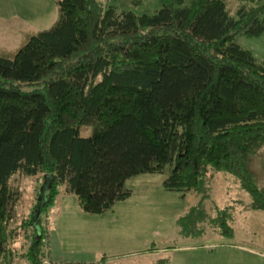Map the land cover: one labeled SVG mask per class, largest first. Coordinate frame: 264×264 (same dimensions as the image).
<instances>
[{"label":"trees","instance_id":"1","mask_svg":"<svg viewBox=\"0 0 264 264\" xmlns=\"http://www.w3.org/2000/svg\"><path fill=\"white\" fill-rule=\"evenodd\" d=\"M249 1L230 16L223 0H159L138 14L57 0L50 26L0 54V264H53L32 224L36 198L13 221L14 175L52 174L41 209L62 188L101 212L129 194V176L165 174L161 186L183 194L204 187L208 168L224 169L264 210L248 167L264 145V60L233 39L264 29V0Z\"/></svg>","mask_w":264,"mask_h":264},{"label":"rangeland","instance_id":"2","mask_svg":"<svg viewBox=\"0 0 264 264\" xmlns=\"http://www.w3.org/2000/svg\"><path fill=\"white\" fill-rule=\"evenodd\" d=\"M57 0H0V54L13 51L35 31L46 28L57 17ZM117 10L152 13L159 0H100ZM225 10L235 16L236 7L252 4L249 0H223ZM264 21V15H263ZM234 41L257 60H264V29L258 35L235 34ZM90 126L81 125L86 135ZM253 180L264 192V145L248 158ZM165 174L140 173L127 177L129 194L115 200L101 212L82 210L73 193L54 197L44 206L41 224L44 231V262L53 264H264V258L229 250L227 242L242 243L264 252V211L250 207L251 196L232 186L240 184L234 174L224 169L208 168L199 191L164 189ZM40 175H14L10 182L19 189L18 202L12 210L13 221L26 216L32 208L41 182ZM210 183V188H207ZM214 184V185H213ZM242 194L240 204L249 203L242 221L231 222V232L220 230L221 206L232 194ZM247 202V203H246ZM226 222L229 211L224 213ZM231 221V220H230ZM40 225V226H39ZM246 225L244 229L243 226ZM15 247L22 243L18 232ZM242 255L239 258L238 253ZM209 254L215 262L209 261ZM12 264H25L24 260Z\"/></svg>","mask_w":264,"mask_h":264},{"label":"crops","instance_id":"3","mask_svg":"<svg viewBox=\"0 0 264 264\" xmlns=\"http://www.w3.org/2000/svg\"><path fill=\"white\" fill-rule=\"evenodd\" d=\"M210 183H207V188H210ZM214 185V184H213ZM259 187H261L259 184H257ZM232 188L234 189H242V187L240 186V184H235L234 186H232ZM263 188V187H261ZM65 194L62 190V188H60L59 192L56 194V197H59L61 195ZM182 194V193H181ZM184 194V193H183ZM241 193L240 194H232L228 199H229V202L226 203L225 205L221 206L222 209L225 210V213L227 211H229V217H230V220H229V223L228 225L230 226V228H232L231 226V222L232 220L235 218L236 220H240L242 221L243 218L241 217H245L247 215V212H248V207H249V203L248 205L247 204H240V200L238 197H241ZM247 203V202H246ZM250 207H252L250 205ZM260 210V209H258ZM262 211H264L263 209H261ZM243 228L245 229L246 228V225L243 226ZM227 245L226 247H228L229 250H233V249H238L239 251L243 252L244 255L245 253H249V254H253V255H256V256H259V257H263L264 258V252L262 251H259V250H255L253 249L252 247H248L242 243H232V242H227ZM238 255H239V258H242V255L239 254V252H237ZM210 255L209 254V261H211V263L215 262V256H211L210 258Z\"/></svg>","mask_w":264,"mask_h":264},{"label":"water","instance_id":"4","mask_svg":"<svg viewBox=\"0 0 264 264\" xmlns=\"http://www.w3.org/2000/svg\"><path fill=\"white\" fill-rule=\"evenodd\" d=\"M52 180V174L51 173H43L41 182L38 186V191L36 195V203L34 205V208L32 210V224L34 225L35 220L38 221V217L40 215L41 207L43 203L45 202V195H46V189L50 186V182Z\"/></svg>","mask_w":264,"mask_h":264}]
</instances>
